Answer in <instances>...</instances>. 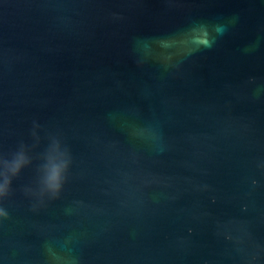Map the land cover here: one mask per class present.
Returning <instances> with one entry per match:
<instances>
[{
    "label": "water",
    "instance_id": "water-1",
    "mask_svg": "<svg viewBox=\"0 0 264 264\" xmlns=\"http://www.w3.org/2000/svg\"><path fill=\"white\" fill-rule=\"evenodd\" d=\"M0 186V264H264V0H0Z\"/></svg>",
    "mask_w": 264,
    "mask_h": 264
},
{
    "label": "clouds",
    "instance_id": "clouds-1",
    "mask_svg": "<svg viewBox=\"0 0 264 264\" xmlns=\"http://www.w3.org/2000/svg\"><path fill=\"white\" fill-rule=\"evenodd\" d=\"M23 162H24V158L23 156H21L15 162L13 172L18 170ZM63 167H66V164ZM61 171H62L61 165H53L46 177V181H45L46 186L48 190H50L53 193V195L58 194V191L61 187ZM7 183L8 181L5 182V186L7 185ZM5 186H0V192L4 191Z\"/></svg>",
    "mask_w": 264,
    "mask_h": 264
}]
</instances>
